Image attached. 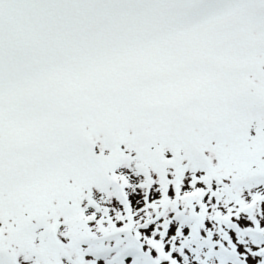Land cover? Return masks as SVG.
<instances>
[{
    "label": "snow or ice",
    "instance_id": "1",
    "mask_svg": "<svg viewBox=\"0 0 264 264\" xmlns=\"http://www.w3.org/2000/svg\"><path fill=\"white\" fill-rule=\"evenodd\" d=\"M0 264H264V0H0Z\"/></svg>",
    "mask_w": 264,
    "mask_h": 264
}]
</instances>
